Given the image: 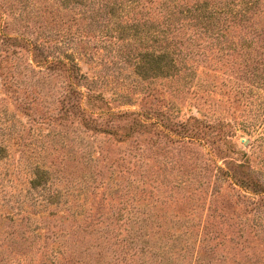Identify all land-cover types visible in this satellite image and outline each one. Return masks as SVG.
<instances>
[{
	"label": "rangeland",
	"instance_id": "374dc122",
	"mask_svg": "<svg viewBox=\"0 0 264 264\" xmlns=\"http://www.w3.org/2000/svg\"><path fill=\"white\" fill-rule=\"evenodd\" d=\"M0 2L14 16L8 33L42 39L44 57L79 64L81 91L91 92L83 106L108 115L109 127L129 125L130 117H111L127 112L167 127L122 141L88 132L78 113L51 119L62 107L66 74L36 66L29 51L11 56L0 68L18 82L0 87V264H264V222L247 212L239 188L217 177L208 149L153 134L190 116L235 125L264 118V99L240 93L252 78L238 33L227 46L212 44L205 58L195 47L196 72L143 79L132 57L152 45L146 9L96 0ZM263 128L260 120L255 129L237 128L233 147L264 168ZM136 208L149 216L137 238L129 220Z\"/></svg>",
	"mask_w": 264,
	"mask_h": 264
},
{
	"label": "trees",
	"instance_id": "16d2710c",
	"mask_svg": "<svg viewBox=\"0 0 264 264\" xmlns=\"http://www.w3.org/2000/svg\"><path fill=\"white\" fill-rule=\"evenodd\" d=\"M57 1L72 2L84 6L90 3V0H80V2L78 0ZM96 1L109 3L111 8L116 7L119 9V7L127 5L128 8L133 9L140 6L148 11L151 26L155 29L148 36V39H150L148 42H151L152 45L145 48H136L132 57L135 64V73L139 77L168 80L180 76L185 69L196 72L200 63L197 59L195 60V54H193L195 47L203 49L200 55L205 58V51L212 44H216V42L224 44L225 42L224 46H227L230 37L234 38L238 33L240 41L236 45L240 46L237 50L244 57L245 61L243 60V62L251 64L250 74L248 73V75L252 78L241 89L240 93L248 99H251V95L253 97L258 95L257 99H264V0ZM11 15H13L12 11L0 2V68L3 67L5 62L12 61L11 56L20 54L25 50L32 54V61L36 66H40L41 69L47 71L58 67L64 71L68 79L58 99L62 107L59 114L50 116L51 119H56L58 115L60 117L78 113L81 116L84 128L88 132H92L94 135L100 133L117 136L122 141L126 139L134 140L138 136H143L149 131L147 129L149 126L159 127L160 125L167 128L158 122L147 123L148 121L143 120V117L146 116L145 113L132 112L111 115V117L116 118H131L129 125L123 129L109 127L110 123L104 122V118L108 115L104 112H92V110H89L88 104H86L87 108L83 106L84 99H91V92L88 87L87 95L81 91L80 86L82 84L80 82L85 81L86 77L80 73L79 64L75 60H67L66 57L56 56L51 59L48 56L44 57L43 51H45V48L40 43L42 39L35 38L33 40L24 37V35H11L8 33L10 21L7 18L14 17ZM42 42L47 43L50 41ZM14 78V76L12 77V75L0 71V87L13 88L14 83H18ZM199 81H202L201 78L198 79ZM250 104H252V101L249 102ZM146 118L151 120L152 117L146 116ZM259 120L261 124H264V118L259 114L257 116H247L237 122V125L221 118L213 121L210 119L200 121L196 117L190 116L187 120L169 125L174 129H153V134L158 137L166 135L171 138L173 143L176 140L172 138L177 136L184 143H191L208 149L210 160L214 163V167L218 172L217 177L220 175L229 181L232 186L239 188V198L249 200L250 207L247 212L253 215V219L258 216L264 222V168L261 165L262 162L260 161L258 163L260 165H257L253 160L254 154L250 155L244 150H236L233 147L236 129H255ZM136 156L139 157V154ZM220 158L225 162L224 166L217 164V160ZM37 173L39 177L34 179L33 184L40 186L42 184L40 181L41 175L47 173L43 170ZM45 184H47V181ZM146 215L143 209L136 208L129 219L133 234L135 235L139 231L136 238L144 233L143 227L148 216ZM63 218H61V222L64 221ZM258 232L256 231V234ZM201 235L203 242H206V237L207 235L210 236V231L203 230Z\"/></svg>",
	"mask_w": 264,
	"mask_h": 264
}]
</instances>
